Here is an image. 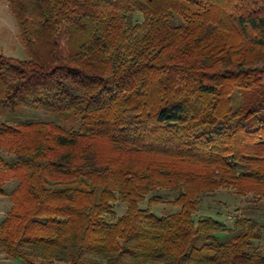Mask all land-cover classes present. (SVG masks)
<instances>
[{"label": "trees", "instance_id": "trees-1", "mask_svg": "<svg viewBox=\"0 0 264 264\" xmlns=\"http://www.w3.org/2000/svg\"><path fill=\"white\" fill-rule=\"evenodd\" d=\"M7 1L29 58L0 54V113L48 118L0 125V253L264 264V222L198 215L221 189L264 200V0Z\"/></svg>", "mask_w": 264, "mask_h": 264}, {"label": "rangeland", "instance_id": "rangeland-1", "mask_svg": "<svg viewBox=\"0 0 264 264\" xmlns=\"http://www.w3.org/2000/svg\"><path fill=\"white\" fill-rule=\"evenodd\" d=\"M0 54L17 60H26L29 58L26 45L20 34L18 21L7 0H0ZM239 103L240 93L236 92L233 98V105L238 106ZM27 118L48 117L41 111L28 109L14 114L1 112L0 125L2 123L17 125ZM66 118V120L60 119V122H63V124L69 127L78 128L79 117L69 114ZM1 154L6 161H10L12 158V154L8 153L5 149H1ZM14 185V181L8 182L7 189H11ZM157 194L163 196L164 199H170L173 196V193L164 190ZM140 205L146 207L147 203L145 202ZM10 207L11 203L8 196L2 197L0 200V220L5 216ZM151 208L154 213L160 216H165L179 210V207L166 203L154 204ZM126 209L127 204L118 200L114 204V216L119 217L123 215ZM198 215H209L228 225H232L235 219L242 215L253 216L264 222V200L258 201L253 195L246 197L237 196L231 190L221 189L215 194L206 196L203 199L202 206L199 207ZM195 216L197 217V213ZM0 264L25 263L20 259L10 258L0 253Z\"/></svg>", "mask_w": 264, "mask_h": 264}]
</instances>
